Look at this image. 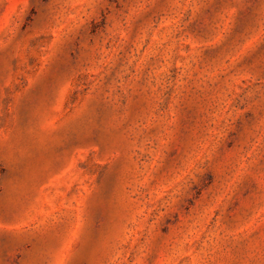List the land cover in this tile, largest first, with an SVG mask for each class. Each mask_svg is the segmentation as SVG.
Returning <instances> with one entry per match:
<instances>
[{
  "label": "rangeland",
  "instance_id": "374dc122",
  "mask_svg": "<svg viewBox=\"0 0 264 264\" xmlns=\"http://www.w3.org/2000/svg\"><path fill=\"white\" fill-rule=\"evenodd\" d=\"M0 264H264V0H0Z\"/></svg>",
  "mask_w": 264,
  "mask_h": 264
}]
</instances>
